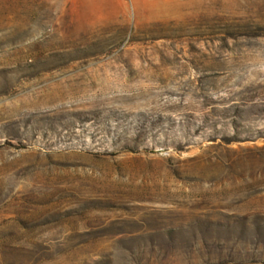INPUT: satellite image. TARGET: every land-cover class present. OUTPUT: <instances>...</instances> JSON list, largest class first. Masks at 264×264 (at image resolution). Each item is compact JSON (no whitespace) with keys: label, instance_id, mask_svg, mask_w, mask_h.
Instances as JSON below:
<instances>
[{"label":"rangeland","instance_id":"obj_1","mask_svg":"<svg viewBox=\"0 0 264 264\" xmlns=\"http://www.w3.org/2000/svg\"><path fill=\"white\" fill-rule=\"evenodd\" d=\"M0 264H264V0H0Z\"/></svg>","mask_w":264,"mask_h":264}]
</instances>
